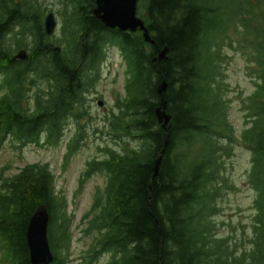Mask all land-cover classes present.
Masks as SVG:
<instances>
[{
  "label": "trees",
  "instance_id": "16d2710c",
  "mask_svg": "<svg viewBox=\"0 0 264 264\" xmlns=\"http://www.w3.org/2000/svg\"><path fill=\"white\" fill-rule=\"evenodd\" d=\"M62 5V38L56 39L45 31L52 10L39 0H0V146L11 135L16 148L41 139L56 145L70 119L89 116L88 94L99 79L106 45L120 48L125 92L104 130L124 148L107 147L105 158L88 162L82 177V183L99 173L106 178L84 216L88 231L99 235L88 264L103 253L110 255L106 264H264V0H139L138 16L155 45L141 31L106 27L94 13L96 0ZM224 44L247 57L257 86L245 103L251 127L240 139L224 114L216 80ZM23 48L29 51L26 61L16 58ZM165 48L166 58L154 62ZM163 81L172 116L167 129L156 112ZM32 88L31 110L24 104ZM224 137L253 155L249 184L258 195L257 212L252 247L241 255L213 238L209 221L221 191ZM83 138L77 135L67 145L66 161ZM0 180L1 262L31 264L28 225L46 205L52 264H66L73 218L49 166H27Z\"/></svg>",
  "mask_w": 264,
  "mask_h": 264
},
{
  "label": "rangeland",
  "instance_id": "374dc122",
  "mask_svg": "<svg viewBox=\"0 0 264 264\" xmlns=\"http://www.w3.org/2000/svg\"><path fill=\"white\" fill-rule=\"evenodd\" d=\"M39 3L55 14L57 28L54 36L56 39L62 38L63 18L59 13L63 7L62 0H39ZM106 46V58L101 63L99 79L88 94L86 104L89 116L79 122L70 119L56 145H49L41 139L40 144L27 143L26 146L16 148L18 142L11 135L0 146V176L3 175V178H12L20 169L31 165L49 166L54 174L55 189L67 201V211L73 218L72 240L66 264H88V252L99 238L96 232L88 231L89 221L84 216L93 205L95 191L104 187L106 178L99 173L82 183L87 164L104 159L107 147L116 151L124 148V144L113 140L104 129L107 116L114 110L119 93L125 92L126 62L117 45ZM218 66L220 74L216 80L220 87L224 114L233 128L232 133L240 139L243 132L251 127V121L246 117L245 103L256 92L257 86L250 75L247 57L225 44L221 49ZM27 95L30 102L24 106L32 110L34 88ZM99 101H103L102 107L99 106ZM77 135H83L84 138L66 161L67 145ZM126 142L135 148L140 144L138 141ZM220 144L227 149L221 156V191L214 201L217 211L209 217L211 233L213 238L226 240L235 255H241L251 249L254 237V218L257 212L255 202L258 195L249 184L253 155L244 144L226 137L220 140ZM109 260L110 255L103 253L91 264H106ZM0 264H3L1 258Z\"/></svg>",
  "mask_w": 264,
  "mask_h": 264
},
{
  "label": "water",
  "instance_id": "95a60500",
  "mask_svg": "<svg viewBox=\"0 0 264 264\" xmlns=\"http://www.w3.org/2000/svg\"><path fill=\"white\" fill-rule=\"evenodd\" d=\"M139 0H96L94 13L102 23L110 29H118L122 32H143L144 39L147 43L155 45L149 29L146 27L144 20L138 16ZM57 27V21L53 13L49 14L45 21V31L50 36ZM168 54V48L162 50L154 59V62L163 60ZM22 61L29 59L27 51H21L17 57ZM168 84L163 81L159 87V93L162 95V101L157 109L159 123L167 129L171 122L172 116L167 112V101L165 93ZM102 106L103 102H99ZM162 157L155 162V177L158 176L161 167ZM49 223L50 214L46 205H41L32 216L27 230L28 246L31 255V264H52L54 254L49 242Z\"/></svg>",
  "mask_w": 264,
  "mask_h": 264
},
{
  "label": "flooded vegetation",
  "instance_id": "af4514ba",
  "mask_svg": "<svg viewBox=\"0 0 264 264\" xmlns=\"http://www.w3.org/2000/svg\"><path fill=\"white\" fill-rule=\"evenodd\" d=\"M23 49H25V48H23ZM17 54V53H16Z\"/></svg>",
  "mask_w": 264,
  "mask_h": 264
}]
</instances>
